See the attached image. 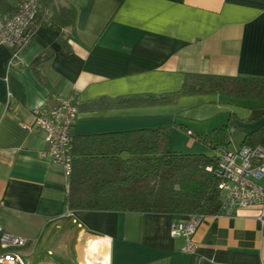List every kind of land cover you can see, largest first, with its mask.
Segmentation results:
<instances>
[{
  "label": "crops",
  "instance_id": "crops-1",
  "mask_svg": "<svg viewBox=\"0 0 264 264\" xmlns=\"http://www.w3.org/2000/svg\"><path fill=\"white\" fill-rule=\"evenodd\" d=\"M41 3L47 23L17 57L0 46V228L27 240L17 250L23 260L264 264V206L203 214L192 235L194 249L185 251L184 238L170 234L176 219L168 213L68 210V180L41 155L48 149L45 134L23 128L35 109L73 95V136L170 125L169 151L217 156L222 148L232 151L231 133L236 150L264 144V92L248 99L196 93L165 104H115L120 97L174 94L186 73L264 77V0ZM69 6L76 10L73 26L55 13ZM177 124L201 134L226 126L228 144L212 149Z\"/></svg>",
  "mask_w": 264,
  "mask_h": 264
},
{
  "label": "trees",
  "instance_id": "trees-1",
  "mask_svg": "<svg viewBox=\"0 0 264 264\" xmlns=\"http://www.w3.org/2000/svg\"><path fill=\"white\" fill-rule=\"evenodd\" d=\"M12 2L0 0L1 17L10 16L20 0ZM38 2V14L31 27L33 32L47 23L42 19V0ZM55 13L60 15L63 24L73 26L76 13L73 6L60 7ZM35 72L44 83L39 71ZM262 92L264 77L186 73L181 89L174 94L120 97L115 104H165L174 102L179 95L196 93L248 99L257 98ZM177 126L212 149L228 144L230 132L226 126L215 128L208 134L195 133L185 124ZM170 130L171 126L167 125L73 136L72 170L66 178L67 209L164 212L179 220H185L193 213L219 212L223 191L215 173L218 155L169 151ZM256 144L253 141L243 145ZM3 252L0 247V254Z\"/></svg>",
  "mask_w": 264,
  "mask_h": 264
},
{
  "label": "built area",
  "instance_id": "built-area-1",
  "mask_svg": "<svg viewBox=\"0 0 264 264\" xmlns=\"http://www.w3.org/2000/svg\"><path fill=\"white\" fill-rule=\"evenodd\" d=\"M38 10V0H20L10 16H0V46L9 48L13 58L31 41V27ZM76 119L75 96L71 95L57 98L53 106L35 109L33 122L23 124L27 131L45 134L48 149L41 152V155L48 157L53 165L59 166L65 178H68L72 170L73 126ZM215 173L220 178L219 187L223 191L219 212L232 213L236 208L264 206V186L260 184L264 178V144L242 145L236 151L222 148ZM202 215L193 213L185 220L176 219L171 222L170 234L184 238L185 251L194 249L192 235ZM259 220L262 221V216ZM26 243L25 238L0 228V247L5 250L0 254V264H29L17 252Z\"/></svg>",
  "mask_w": 264,
  "mask_h": 264
},
{
  "label": "rangeland",
  "instance_id": "rangeland-1",
  "mask_svg": "<svg viewBox=\"0 0 264 264\" xmlns=\"http://www.w3.org/2000/svg\"><path fill=\"white\" fill-rule=\"evenodd\" d=\"M237 146H238L237 137H236V135L231 133L230 144H229L228 148H229V150L235 151Z\"/></svg>",
  "mask_w": 264,
  "mask_h": 264
}]
</instances>
